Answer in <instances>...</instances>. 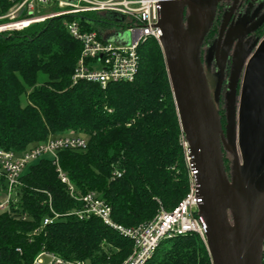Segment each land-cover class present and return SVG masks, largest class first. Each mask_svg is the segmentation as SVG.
Wrapping results in <instances>:
<instances>
[{"label": "trees", "instance_id": "16d2710c", "mask_svg": "<svg viewBox=\"0 0 264 264\" xmlns=\"http://www.w3.org/2000/svg\"><path fill=\"white\" fill-rule=\"evenodd\" d=\"M13 5L0 0V16ZM91 14L55 17L0 34V149L23 154L52 138L86 137L85 150L59 152L62 172L76 195L96 192L111 206L114 221L131 228L151 221L160 204L171 211L187 196L183 131L163 49L155 40L139 47L134 82L105 89L74 83L82 45L65 21L78 19L95 30ZM219 116L225 125L226 114ZM225 164L228 172L226 158ZM116 171L122 177H115ZM5 189L0 175V193ZM82 208L50 156L32 164L9 211L0 212V264H34L44 252L68 262L124 263L133 241L97 217L82 221L69 215ZM55 213L61 217L45 226ZM166 242L147 264H213L196 233Z\"/></svg>", "mask_w": 264, "mask_h": 264}, {"label": "water", "instance_id": "95a60500", "mask_svg": "<svg viewBox=\"0 0 264 264\" xmlns=\"http://www.w3.org/2000/svg\"><path fill=\"white\" fill-rule=\"evenodd\" d=\"M219 1L162 0L161 45L196 170L213 264H264V38L247 66L244 50L238 47L235 53L225 130L201 55ZM188 9L196 20L192 23V17L186 27ZM105 19L114 24L125 21L114 13H107ZM225 151L235 161L234 182L226 170Z\"/></svg>", "mask_w": 264, "mask_h": 264}, {"label": "built area", "instance_id": "2783aa9c", "mask_svg": "<svg viewBox=\"0 0 264 264\" xmlns=\"http://www.w3.org/2000/svg\"><path fill=\"white\" fill-rule=\"evenodd\" d=\"M14 5L10 11L0 16V34L22 31L29 26L60 16H78L87 13H114L125 17L123 23H105L127 29L129 42H115L113 34L104 37L97 29L86 28L78 19L65 21L70 35L82 45L73 75L74 83L91 82L105 89L110 83L134 82L139 74L141 58L139 47L148 40H155L161 47L162 30L159 27L162 0H10ZM56 5L60 12L41 14L42 6ZM181 144L184 150L186 169L188 171L189 191L179 205L168 211L160 204L158 214L149 222L128 228L116 223L112 208L96 192L76 195L74 186L62 172L59 164V152L64 150H85L88 139L80 135H64L49 139L47 142L19 154L15 151L0 149V175L6 181V199L0 202V212L10 209L16 200L17 189L28 168L45 156H50L58 167L62 182L67 184L71 196L83 203V208L70 212L80 220L92 217L99 218L103 224L134 243L133 251L122 264H147L155 255L162 243L180 236L198 234L207 245L205 227L202 222L200 205L203 203L198 196L199 185L196 170L192 163L190 147L183 134ZM123 173L115 172V177ZM61 216L55 213L54 218H47L44 225L52 224ZM34 264H84L68 262L54 254L42 253Z\"/></svg>", "mask_w": 264, "mask_h": 264}, {"label": "flooded vegetation", "instance_id": "af4514ba", "mask_svg": "<svg viewBox=\"0 0 264 264\" xmlns=\"http://www.w3.org/2000/svg\"><path fill=\"white\" fill-rule=\"evenodd\" d=\"M251 3V0H220L213 24L203 41L202 62L209 51H214L215 56L221 59L219 63L222 76L221 88L229 87L234 56L238 47L244 50L245 66H247L264 38V0H257L252 8ZM208 13L207 10L204 14V22L208 19ZM193 16L188 9L185 17L186 27ZM195 20L196 17H193L192 23ZM228 38L229 41L226 43Z\"/></svg>", "mask_w": 264, "mask_h": 264}, {"label": "rangeland", "instance_id": "374dc122", "mask_svg": "<svg viewBox=\"0 0 264 264\" xmlns=\"http://www.w3.org/2000/svg\"><path fill=\"white\" fill-rule=\"evenodd\" d=\"M251 8L255 5V3L257 2V0H251ZM39 9H41V14H47V13H51V12H56L59 11L58 7L54 4V5H47V6H42L41 8L39 7ZM263 9H264V5H263ZM92 17L91 19L92 21V25L106 38H110L113 34H121L122 38L119 39V41H115V42H122V40L127 39V42H129V34L127 33V29H123L120 26L117 25H111V24H107L105 23V18L107 15V12H101L98 14H91ZM214 51H209L206 53L205 55V60L203 62V67L206 73V76L208 78V82L210 85V89H211V94L214 100V104L216 106V109L218 110V112L226 114V119H227V107H228V102H229V87L225 86L224 88H221V67L219 66L220 63V58L217 57V55L215 56ZM222 58V57H221ZM223 59V58H222ZM227 123L226 122L224 126V129L226 130L227 128ZM183 136V135H182ZM181 136V138H182ZM181 141V139H180ZM184 151V150H183ZM224 157L226 158V160L228 161V165L230 167L229 171H228V176L230 178V180L232 182L235 181V161L233 156L230 153H225ZM185 160V158H184ZM186 165V164H185ZM187 175H188V171H187ZM164 207V206H163ZM164 209H166L164 207ZM160 210V207H159ZM167 210V209H166ZM170 211V210H168ZM158 214V213H157ZM132 228V227H131ZM167 244V242H163L162 246H165Z\"/></svg>", "mask_w": 264, "mask_h": 264}, {"label": "crops", "instance_id": "0c3cea01", "mask_svg": "<svg viewBox=\"0 0 264 264\" xmlns=\"http://www.w3.org/2000/svg\"><path fill=\"white\" fill-rule=\"evenodd\" d=\"M5 199H6V193L5 192L0 193V202L5 201Z\"/></svg>", "mask_w": 264, "mask_h": 264}, {"label": "bare ground", "instance_id": "6f19581e", "mask_svg": "<svg viewBox=\"0 0 264 264\" xmlns=\"http://www.w3.org/2000/svg\"><path fill=\"white\" fill-rule=\"evenodd\" d=\"M240 152V151H239ZM240 155H241V153H240ZM240 158H241V156H240Z\"/></svg>", "mask_w": 264, "mask_h": 264}]
</instances>
